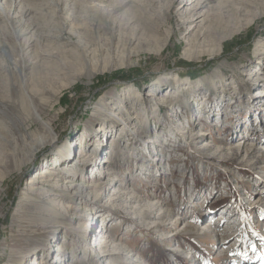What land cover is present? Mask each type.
Segmentation results:
<instances>
[{"label": "rangeland", "instance_id": "374dc122", "mask_svg": "<svg viewBox=\"0 0 264 264\" xmlns=\"http://www.w3.org/2000/svg\"><path fill=\"white\" fill-rule=\"evenodd\" d=\"M199 1L210 21L195 29L177 16L191 0H0V99L33 109L34 74L58 90L36 124L0 104V264H19L11 244L43 211L48 222L83 215L67 222L74 234L60 225L49 239V264L57 245L55 264H264V0ZM202 26L210 33L197 35ZM49 121L53 143L32 151ZM81 150L74 180L93 200L60 197L64 175L18 209L31 177L81 165ZM230 216L238 235L227 241ZM99 235L115 252L107 262Z\"/></svg>", "mask_w": 264, "mask_h": 264}, {"label": "bare ground", "instance_id": "6f19581e", "mask_svg": "<svg viewBox=\"0 0 264 264\" xmlns=\"http://www.w3.org/2000/svg\"><path fill=\"white\" fill-rule=\"evenodd\" d=\"M191 2L192 3L195 2V3L190 8H189V5L192 3L189 4L187 2H184L183 5L180 6L179 9L177 10V16L181 17L183 25L189 24V26H190V25L194 24L195 29H197L198 28V26L196 25L197 23L198 24L206 23L207 20H209V19H208V16L204 17V15H202L199 11L203 7V3H201L199 0H191ZM201 17H203V19L198 21ZM113 23H112V28H109L111 38H113V36H115L116 30H117V27L113 26L114 25ZM198 31L199 32L197 35H199L200 33H202L204 35L205 32L210 33V30L206 29V27H203V26ZM214 32H213V34H211L212 36H214V34H215ZM214 38H215L214 41H216L217 38L216 37H214ZM47 52H46V50L38 51V54H36V58H39L42 55L43 56H45V55L52 56L51 53H47ZM19 63L21 64V62H19ZM60 63L61 62H59V61H58V63H55L56 67H54V63H53L52 66L51 65L47 66L46 70L47 71L56 70V69H58ZM41 71L43 72L44 70H41ZM43 74L45 75L48 73L43 72ZM35 76L36 75L34 74L33 77H31L32 78V82H31L32 89L29 92L31 103L34 105L33 109L30 106L28 107L29 103H27L25 101V99L22 98L21 95H20L21 97H19L20 99H18L16 101H11V100L3 101V99H0V104L4 105V103H5L7 105V107L9 106L13 110V112H12V115L14 116L13 119H15V121L19 122L20 124H23L26 122H28V124H29V122H32V123L34 122L35 124L38 123L39 118L42 117V114L44 113L43 110L46 109L48 104L49 105L52 104L58 95V93H57L58 90L48 88L47 86H45L43 84V81L39 76H36V77ZM5 89H7L5 91L8 92L9 97L13 96V93H12L13 89H14V91H16L18 93V90H17L18 87L15 86V83L14 84H8V88H5ZM0 90H1V87H0ZM14 94H15V92H14ZM18 94H20V93H18ZM44 95H48V97L43 99L42 96H44ZM258 95H262V93H258ZM125 108L127 110V107H125ZM26 111L28 114H24V112H26ZM51 122L49 121V122H45V123L41 124V131L43 132V134L41 135L40 138H37V141L35 143V147L32 148V151L35 148H36V150H39L42 147L53 143V139L50 137V129L52 128L51 126L53 123V122L52 123ZM20 126H22V125H20ZM14 127H15V125H14ZM80 153H81V156L83 159H81V156H80V157H78V159L75 162H73V164L75 165V163L80 162L81 165L78 164V166H75V167L71 164V162L67 166L63 165L64 163H63L62 159L64 156H60V158H59V157H57V154H60V153H56L57 158L54 160V162H58V161L61 162L62 161L58 165V168L56 169V167L54 166V167H50V168L41 169L40 173H37L35 176L30 178V180L27 183V186H28L27 192L24 194V197L20 200V202H18V209L30 210L31 207L33 208L36 204L38 205L37 202H39L40 199L43 200L44 198H42V197L48 195V189H54L55 188L56 181L57 182L59 181L57 178L60 177V180H61L64 175H65L64 177L68 178L70 181L64 180V182L69 183V185L66 187V189H60V191L66 190L65 191L66 193L60 195V197L67 199L70 202H74L76 200H81V198L83 199V201H89L91 199L93 200L95 194H92L91 192L88 191L87 185H84L81 183H75V180H74L79 176V174L85 173V167L87 166V163L85 162L87 152H84V150H81ZM63 154L65 155V153H63ZM68 154L66 156H68ZM104 163H110V160H108L106 158L102 161V164H104ZM94 165L96 166V165H98V163L94 164ZM104 174L107 175L108 173H104ZM36 185L43 186L47 190V192H45V193L37 192V188H35ZM103 189H105V186L102 187V190ZM68 190H69V192H67ZM44 200H47V199H44ZM83 208H79V210L85 211V209H83ZM34 210H35V208H34ZM47 215L48 214H46V213L44 214V211H43V212H41V215H39V217H36L34 219H26V221H23L21 223L22 235H21V237L18 236L16 239H14L13 243L11 244L10 258H12V259H9V261L11 263H13V261H15V259H16L19 261V264H23L24 260L27 261V258L31 259L32 257L37 255V253H39L42 250L43 251L42 258H41L40 262H37L35 264H47L49 261L46 259H47L48 254H49L48 253L49 252V244L51 243L49 241V239L51 238V240H52V239L56 238V236H58L55 233V232H57L58 227H61L60 225H63V227H65V229L68 230V232L70 231V234L71 233L74 234L73 233L74 228H68L66 226V225H68L67 222L70 221L69 219H71V220L72 219H79V218L83 219V215H80L78 212H75L72 216H67L64 214V216H62V217L58 216L59 220H57V221L50 220L48 222L47 220L49 219V217ZM92 222H93V216H91L89 218L88 223L91 225ZM235 222L236 221L234 220V217L230 216L227 219V223H225V225L222 224L220 226L221 229H220L219 233L223 234V236L226 235L227 241L232 236L234 237L235 235H238V234H234L235 233L234 230L237 227V226H233L235 224ZM84 225H85V223L82 226H80L79 231H83ZM239 228H240V226L236 230L237 233H240ZM88 231H89V228L86 231H84L83 233L86 234ZM105 238H106V235H103V236L99 235L98 238H96L97 243L95 244V246L99 247L98 250L100 252V254L98 252L96 254V256L100 257V258H104V261L106 260V262H107V260H108L107 258H109V256H111L115 252L112 253V252H109V250H107L110 242H109V240L107 241ZM101 243L104 245L101 246ZM227 243L228 242H226L225 244H227ZM65 246H67V244H65ZM56 247H57L56 250L52 251V254L53 253L55 254V252H57V253L54 255L55 257L53 259L51 257H50V259L51 260L55 259V263L56 262L59 263V261L61 260V257H62L64 245L63 246L57 245ZM102 248L105 250L102 251L101 250ZM73 251H74V253L77 252L76 249H73ZM56 255H57V258H56ZM17 257H18V259H17ZM55 263H52V264H55Z\"/></svg>", "mask_w": 264, "mask_h": 264}, {"label": "trees", "instance_id": "16d2710c", "mask_svg": "<svg viewBox=\"0 0 264 264\" xmlns=\"http://www.w3.org/2000/svg\"><path fill=\"white\" fill-rule=\"evenodd\" d=\"M61 102V101H60Z\"/></svg>", "mask_w": 264, "mask_h": 264}]
</instances>
